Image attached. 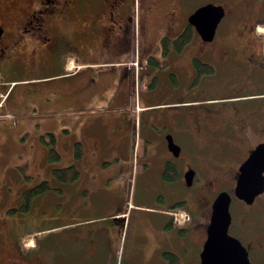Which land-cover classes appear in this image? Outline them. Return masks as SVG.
I'll list each match as a JSON object with an SVG mask.
<instances>
[{
	"label": "flooded vegetation",
	"instance_id": "flooded-vegetation-1",
	"mask_svg": "<svg viewBox=\"0 0 264 264\" xmlns=\"http://www.w3.org/2000/svg\"><path fill=\"white\" fill-rule=\"evenodd\" d=\"M133 1L0 0V111L32 113L68 109L77 102L73 94L60 88L61 83L82 73L86 54L114 49L118 53L128 50L130 56L131 50L134 51L136 48L137 53L133 52L129 59L125 57L119 60L121 56L114 55L107 60L125 65V61H133L136 58L137 65L142 66L140 76L137 73L138 81H141L145 74L143 64L153 65L156 70L149 72L150 86H154L155 81H158L159 71L162 69L164 72L167 71L168 78L172 81L180 73L187 81L192 82L200 97L198 99L202 101L200 103H196L198 99L186 101L187 104L173 113L179 118H171L167 111H161L155 115L150 114L144 122L138 115L136 138L139 140L134 142V148H141L139 157L144 168L149 167L146 172H150L152 158H157L156 160L162 163L159 174L164 187L166 182L178 185L183 183L184 186L191 187L194 185L196 174L198 172L201 174L200 178L204 182H201L199 187L195 185L196 192L190 198L178 194L165 205L170 207L182 202L196 209L197 200H203V186L211 187L213 183L211 178L213 171L210 168L206 169L209 173L207 177L208 173L202 170V163L200 167L197 165L199 159L203 157L202 151L213 148L215 155L208 159L219 164L229 156L227 151L233 154L242 152L240 158L239 156L235 158L240 165L250 151L264 141L252 140L249 137L250 132L261 133L264 130V0H204V4L223 6V17L226 16L227 29L231 30V36L228 37L230 42L226 43H214L217 26L223 17L216 26L212 40L201 38L181 9V2L191 0H142L148 5L144 13H147L151 20L149 29L155 25L163 32L168 30L161 34L159 41L162 36L173 39L191 25L192 39L197 34L204 43L197 48H191L189 45L192 39L183 46L175 43L165 46L160 44V57L151 52L153 50L150 49L148 31L142 37L143 42H140L138 33L135 39ZM180 22H182L180 31L175 35L170 34V28ZM234 30H237L239 36L237 38H241L239 39L241 43L231 41ZM70 53H75V57ZM73 60L80 63L77 69L69 67L75 63ZM51 66L55 69H50ZM46 67L52 72L42 76L35 75L48 72L49 69ZM126 69L127 67H124L120 72L122 78L128 77ZM19 71L25 72L23 77H20L22 74H16ZM130 81L132 83L128 82V94L134 90L133 81ZM139 97V101L148 103L147 107L152 105L148 93L140 92ZM240 100L244 101V104ZM149 109L151 108L145 110ZM169 124L171 130L167 135L171 136L173 150L168 147L165 137V150L154 151L153 138L158 137L159 129L162 127L166 129ZM121 151L124 161L112 171L116 170L123 174L129 166V158L124 147ZM169 165L177 174L172 180L164 178ZM209 165L214 168L221 167ZM239 165L233 173V186ZM74 167V163L64 167L59 173L60 178L65 171L74 174L76 171ZM191 171V182L187 184L184 175ZM232 190L233 188L228 191L231 195L230 206L232 201H237L244 208L236 221L238 212L233 214L229 206L231 221L228 232L238 238L247 250L251 263L264 264V225H253L254 214L249 211L255 205L258 207L259 198L263 205L261 208H264V191L248 204L235 197ZM24 191L21 193L19 204L9 208V213L23 212L20 209L23 205ZM160 196L163 200V194ZM117 197H120L119 193ZM214 198L207 202L204 209L208 221L200 236L201 247L206 238V227ZM63 207L65 208V205ZM195 209L196 214L201 212L200 209L198 211ZM0 222L5 223L1 220ZM19 238L21 237L16 240L17 249L21 240ZM23 254L19 258L25 260L26 264H33L29 255ZM7 262L19 264L7 260L6 257H0V264Z\"/></svg>",
	"mask_w": 264,
	"mask_h": 264
},
{
	"label": "rangeland",
	"instance_id": "rangeland-1",
	"mask_svg": "<svg viewBox=\"0 0 264 264\" xmlns=\"http://www.w3.org/2000/svg\"><path fill=\"white\" fill-rule=\"evenodd\" d=\"M203 2L204 0L181 2L180 5L183 14H186L188 17L195 9L204 5ZM146 7H148L147 3L142 0L133 1L134 34L136 39V33L138 32L140 42H143L142 37L144 35V29L142 27L140 31L138 30L143 13L146 12ZM226 21L227 18L225 16L218 24L214 43L230 42L228 37L231 36V30L227 29ZM154 33V29L150 28L148 30L150 37L149 44L151 45L150 49L153 50L151 52L157 57H160L159 37L161 35L158 37L157 41L154 37ZM237 37H239L237 35V30H234V32H232L231 41L241 43L239 40L241 38ZM200 44L204 43L200 40V37L195 34L189 45H191V48H197ZM134 46L132 45V48H134ZM133 52L134 54L137 53V49L134 48V51L132 49L130 56H128V50H122L121 53L115 52L114 49L98 51L93 54H86L85 61L94 63V65H97L96 70H100L103 69L102 66L108 58L114 57L115 55L117 57L121 56L119 60H123L125 57L129 59V57L133 55ZM71 56L75 57V53H72ZM125 62L124 66L119 67L121 68L120 71L123 70L122 67H129L126 69L128 71V77L125 78L126 84L128 85V81L130 84V80L135 77L136 73H139L140 76L142 73V66L133 67L136 65V58L133 61ZM143 66V72L145 74L142 76L141 81L134 79L132 88L135 90L136 86L138 87V95L140 92L148 93L149 99H151L149 102L152 106L144 107L148 103L139 102L135 96L136 93L133 94L134 90L132 91L133 93L130 92V95H128V107L133 108L135 105V108L136 106L140 108L136 112V120L139 115V117L146 122L150 114L155 115L156 112L161 111H167V113L171 115V118H179V116L173 115L174 111L179 110L181 106L187 104L186 101L200 98L198 97L195 86H192V82L190 80L187 81L180 73L179 76L172 81L168 78L167 71L165 70L164 72L162 69L159 71L158 81H155L154 86H150L151 77H149V72H153L156 69L151 64H143ZM53 67L54 66H51L50 69H55ZM46 69H49V67H46ZM50 69L48 72L36 73L35 75H47L49 72H52ZM16 74H22L20 77H23L25 72L21 73L19 71ZM200 102H202L201 99L196 101V103ZM242 102L244 104V101ZM114 104L115 103H105L103 105H98L97 102H79L68 109L58 111L43 110L32 113H21L16 111H6V113H2L4 111H0V220L5 222H0V257H6L7 260L13 263L26 264L25 260L19 258V256L22 255L19 254L20 252H18L16 248V240H18V237H21L19 238L21 242L28 243L26 244L28 245L27 247L31 248L33 247L30 246V244L34 238V230L70 220H72L70 222L87 220V222H95L104 225L107 214L113 212L116 213L113 219L115 222L114 224L115 226L119 225L118 235L116 232L114 233V237H118L116 264H127V260L130 256L133 254H140L141 244L147 238L145 236L146 234H148V241H150V238H156V235H152L156 232V228L160 233H163L160 227L161 221L166 222L168 217L160 214V210L164 209L168 201L178 194L190 198L191 195L196 192L194 190L195 185L199 187L201 182H204V180L200 178L201 174L198 172L193 182L194 185L191 187H188V185L184 186L183 183L178 185L170 182H166V186L164 187V183L159 176V168L162 163L158 162L156 160L157 158H152L150 162V172H146L149 167L144 168L143 162L140 161L141 148L137 147L130 149L128 152L126 151V155L129 158V169H126L123 174L110 176L109 168L111 165H99L84 173L80 167L81 164L75 163L74 169L78 172L74 176L71 175L72 181L70 184H72L73 188L77 189L85 185V189L75 190V193L80 195L78 198H85L83 205L86 206L85 203L90 204L91 209L82 214L74 212L67 213L63 205L67 203L66 190L67 187H69V183L67 184V179L62 180L59 173L64 170V167L72 163L73 155L71 156V152L69 154L68 149L71 147L67 145L65 141L73 139V145L78 143V138L83 128H79V126L83 125L82 120L91 113L95 112V115H102L106 111L118 110L126 106L122 105L116 108ZM207 105L210 106V104ZM146 108L151 109L145 110ZM50 116L56 119L58 123L54 131H45L44 126L47 124L44 119ZM93 127L100 130V127L95 124L90 126V128ZM65 128H69V131H66ZM159 130L160 134L157 135L158 137H154V141H152L155 147L154 151L156 152L165 150L164 139L167 133H170L171 125L169 124L166 129L162 127ZM54 132L53 143L54 140L57 141L56 149L60 157L51 159L49 157H44L42 153L48 150V146L45 142V140L49 139L47 133L54 134ZM249 137L252 140H263L264 130L261 133L250 132ZM213 150V148L203 150L201 154L203 157L199 159L200 162L197 164L198 167H200L202 163V170H205L204 173H208L206 169L209 168L213 171L211 172V178L213 180L212 186H203V200L199 201L198 199V207H196V209L193 208V211L194 209L196 211L200 209L201 212L196 214L195 220L189 223V227L183 231V235H180L176 229L170 237H165L161 242V247L171 248L172 252L176 253L177 264H200V236L208 221V217L204 214L207 202L215 197L219 190L230 191L233 188V173L237 165H239L235 158L237 156L240 158L243 153L234 152L233 154V152L227 151L226 153L229 156L219 164L208 159L215 155ZM231 156H234V158ZM116 161L122 163L124 159L122 157H117L115 162ZM208 163L216 166L220 165L221 167L214 168ZM91 167L93 166L91 165ZM147 173L149 174L148 176H146ZM63 174L65 175V173ZM207 177H209V173ZM42 181H47L49 188L45 193H42L43 195L40 194L32 200V205L28 212H8L9 208L19 204L21 193L24 190L30 189L40 184ZM110 186L112 187L111 195L107 197L103 195V191L99 193L90 192L92 187L109 188ZM55 187H60V189ZM118 193L120 195L119 198L117 197ZM160 194H163V200L161 198L158 200V197H161ZM258 201V207L255 205L249 209V211L254 214L252 217L253 225H264V208H261L262 204L260 198ZM243 208L244 207L237 201H232L230 210L233 214L238 212L236 214V221L239 217V213L243 211ZM25 231H31V233H27L23 236ZM136 245L139 249L135 248ZM157 248V244H155V253ZM30 262L34 263L33 259H30ZM7 264L9 263L7 262Z\"/></svg>",
	"mask_w": 264,
	"mask_h": 264
},
{
	"label": "crops",
	"instance_id": "crops-1",
	"mask_svg": "<svg viewBox=\"0 0 264 264\" xmlns=\"http://www.w3.org/2000/svg\"><path fill=\"white\" fill-rule=\"evenodd\" d=\"M144 14L145 13H143L140 22L139 31L143 27V32L145 33L149 30V22H151V20H149L147 13ZM181 26L182 22L178 25H173L170 28V34L175 35L178 33L182 28ZM152 29L155 30L154 37L157 41L161 34L168 31L163 32L155 25L152 26ZM84 62L82 73L77 77H71L63 81L60 88L73 94V98L77 103L97 102L98 105L115 103L114 105L116 108L122 105L126 106L122 107V109L106 111L102 115H95L96 113L94 112L82 120L83 125L79 126V128H83L81 129L80 137L78 138L79 141L77 143L79 147L78 156L75 155V145L72 143L73 139L65 142L71 147L68 151L69 154L71 152V156L73 155L72 163H80V167L84 173L99 165H111L109 168L110 176H115L120 174V172L112 170L114 168L117 169L116 167L123 163L118 161L115 162L117 157L121 158L120 155L123 154V151H121L122 147H124L127 152L134 148L138 126V120H136L137 109L135 105L133 108L128 107V85L126 84L125 77L122 78L120 75L121 68L119 67L124 65H120V62L115 63L114 61L107 60L102 66L103 69L96 70L97 65L91 62L88 63L87 61ZM75 63L78 65L80 64L76 61ZM147 106L146 104L144 107ZM44 120L47 124L44 126L45 131H54L56 129L58 123L56 119L50 116ZM92 124L99 126L100 130L94 127L90 128ZM65 129L69 131V128ZM52 135L54 137L55 132ZM137 140H139V138H137ZM56 146L57 141L54 140L53 147L58 153L59 158L60 155ZM42 155L48 157L47 151L43 152ZM91 165L93 167H91ZM127 169H129V166ZM160 169L161 165L159 172ZM77 172V170L74 174L72 172H66L61 178L64 180L67 179V184L69 183V187H67L68 191L66 190L67 203L65 204L64 210L67 213L74 212L82 214L91 209V205L85 203L86 206H84L83 202H85V198L80 199L78 198L80 195L75 193V190L85 189V185L77 189L73 188L72 184H70L72 181L71 175L74 176ZM55 188L60 189V187ZM111 188V186L109 188L92 187L90 192L99 193L103 191V195L107 197L111 195ZM158 200H160V197H158ZM166 210L167 207L160 210V214L168 217L166 222L161 221L160 227L163 233H160L156 228V232L152 234L156 235V238H150V241H148L149 236L146 234L145 236L147 238L141 244L140 254H133L130 256L127 260V264H170L169 259L164 256V253L172 252V250L171 248L161 247V242L165 237H170L176 229L180 235H183L184 232L183 230L179 231V228L182 229L181 227L168 225L170 215L168 210ZM114 215H116V213L113 212L107 214L104 225L95 222H87V220L80 222H70L72 221L70 220L34 230V238L30 244V246L33 247H27L28 245L26 244L28 243L22 244L20 240L19 252L21 255L23 253L28 254L29 257L33 259V264H116L118 237H114V233L116 232L118 235L119 225L115 226V222L113 221ZM27 233H31V231H25L23 236ZM155 244H157L158 247L156 253L154 252ZM135 248H138V246L136 245ZM172 253L176 254L175 252Z\"/></svg>",
	"mask_w": 264,
	"mask_h": 264
},
{
	"label": "water",
	"instance_id": "water-1",
	"mask_svg": "<svg viewBox=\"0 0 264 264\" xmlns=\"http://www.w3.org/2000/svg\"><path fill=\"white\" fill-rule=\"evenodd\" d=\"M223 15L222 5L206 3L188 16V22L195 27L203 40H212ZM166 140L168 147L173 150L171 136L167 135ZM184 177L187 184H190L192 171L186 172ZM263 191L264 141L258 143L239 165L233 195L250 204ZM230 202L231 195L227 191H220L212 202L206 239L200 251V264H252L241 242L228 233L231 221Z\"/></svg>",
	"mask_w": 264,
	"mask_h": 264
},
{
	"label": "trees",
	"instance_id": "trees-1",
	"mask_svg": "<svg viewBox=\"0 0 264 264\" xmlns=\"http://www.w3.org/2000/svg\"><path fill=\"white\" fill-rule=\"evenodd\" d=\"M192 39V27L191 25H188L182 32H180V34L171 39L167 36H162L160 38V44L161 46H165L169 43H175V44H178V45H181L183 46L184 44L190 42ZM47 136H49V139H47L46 144L48 146V150H47V156L51 159H56L58 158V153L55 151L54 147H53V135L51 133H48ZM79 147H78V144L75 145V155L78 156L79 152ZM177 176L175 170L169 165L168 166V170L165 171V174H164V178L166 180H172L174 179V177ZM49 188L48 184H47V181H42L40 184L30 188V189H27L24 191L23 193V198H22V210L23 212H28L31 208V203H32V200L35 199L38 195H43L42 193H45V191ZM179 208H182V209H185L187 210L189 213H190V221H188L185 225L184 228L180 229L179 228V231L181 230H185L186 228L188 229L189 227V223L190 222H193L196 218V213L195 211H193V208L188 205H184L182 202H177L176 204L170 206V210H173V209H179ZM168 225H173L171 220H169L168 222ZM17 247L20 249V241L17 245ZM164 256L166 258L169 259L170 261V264H177V255L172 253V252H165L164 253Z\"/></svg>",
	"mask_w": 264,
	"mask_h": 264
},
{
	"label": "built area",
	"instance_id": "built-area-1",
	"mask_svg": "<svg viewBox=\"0 0 264 264\" xmlns=\"http://www.w3.org/2000/svg\"><path fill=\"white\" fill-rule=\"evenodd\" d=\"M173 222L175 223H182L185 222L188 219L187 213L183 211H176L173 212Z\"/></svg>",
	"mask_w": 264,
	"mask_h": 264
}]
</instances>
